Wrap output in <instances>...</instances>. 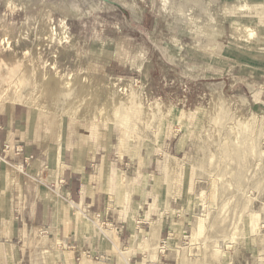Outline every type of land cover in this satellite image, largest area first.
Wrapping results in <instances>:
<instances>
[{
    "label": "rangeland",
    "instance_id": "obj_1",
    "mask_svg": "<svg viewBox=\"0 0 264 264\" xmlns=\"http://www.w3.org/2000/svg\"><path fill=\"white\" fill-rule=\"evenodd\" d=\"M7 1L0 102L157 158L169 218L190 214L173 264L264 251V0Z\"/></svg>",
    "mask_w": 264,
    "mask_h": 264
},
{
    "label": "crops",
    "instance_id": "obj_2",
    "mask_svg": "<svg viewBox=\"0 0 264 264\" xmlns=\"http://www.w3.org/2000/svg\"><path fill=\"white\" fill-rule=\"evenodd\" d=\"M182 151L179 141L164 147ZM159 178L157 158L130 154L114 132L61 135L30 106L0 102V264H173L189 212L169 218L175 200ZM235 264H264V251L245 250Z\"/></svg>",
    "mask_w": 264,
    "mask_h": 264
},
{
    "label": "bare ground",
    "instance_id": "obj_3",
    "mask_svg": "<svg viewBox=\"0 0 264 264\" xmlns=\"http://www.w3.org/2000/svg\"><path fill=\"white\" fill-rule=\"evenodd\" d=\"M8 1H10V0H8ZM8 1H7V2H8ZM17 1H18V0H17ZM20 2H21V1H20ZM20 2H19V3H20ZM22 2H23V1H22ZM24 6H25V5H24ZM253 34H254V30H253V29H249V28H247V36H248V37H252ZM44 79H45V78H44ZM53 79H54V78H53ZM57 79H58V78H56L55 80H57ZM61 82H62V81H61ZM5 90H6V89H5ZM21 100H22V99L18 98V101H17V100H16V101H17L18 103H22ZM128 184H129V183H128ZM160 221H161V220H160ZM156 227H157V226H155L154 224H152V228H153L152 230H155ZM111 232H113V231L111 230ZM111 232H109V233H110V234H113V233H111ZM114 235H115V234H114ZM109 236H110V235H109ZM111 236H112V235H111ZM111 236H110V237H111ZM112 238H113V237H112ZM228 247H230V245H228L227 248H228ZM120 253H121V252H120ZM153 258H154V257H153ZM155 258H156V257H155Z\"/></svg>",
    "mask_w": 264,
    "mask_h": 264
},
{
    "label": "water",
    "instance_id": "obj_4",
    "mask_svg": "<svg viewBox=\"0 0 264 264\" xmlns=\"http://www.w3.org/2000/svg\"><path fill=\"white\" fill-rule=\"evenodd\" d=\"M100 1L105 2V3H109V4L116 5L118 7H121V5L118 2L114 1V0H100Z\"/></svg>",
    "mask_w": 264,
    "mask_h": 264
},
{
    "label": "built area",
    "instance_id": "obj_5",
    "mask_svg": "<svg viewBox=\"0 0 264 264\" xmlns=\"http://www.w3.org/2000/svg\"><path fill=\"white\" fill-rule=\"evenodd\" d=\"M262 229H264V224L262 225ZM97 257L99 258V257H102V256H101V255H99V256H97Z\"/></svg>",
    "mask_w": 264,
    "mask_h": 264
}]
</instances>
